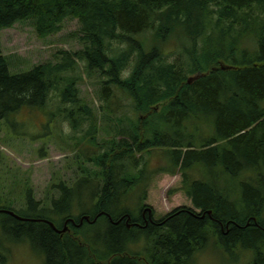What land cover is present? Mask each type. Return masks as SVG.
I'll return each instance as SVG.
<instances>
[{
    "label": "trees",
    "instance_id": "1",
    "mask_svg": "<svg viewBox=\"0 0 264 264\" xmlns=\"http://www.w3.org/2000/svg\"><path fill=\"white\" fill-rule=\"evenodd\" d=\"M25 20L40 38L77 20L83 47L16 71L0 38V125L31 111L49 127L62 114L83 133L81 175H56L49 201L26 183L22 209L0 205V264L14 236L44 264H193L212 241L264 264V0H0V32ZM81 63L101 78L99 111L81 97ZM177 172L194 207L155 218L147 188Z\"/></svg>",
    "mask_w": 264,
    "mask_h": 264
},
{
    "label": "rangeland",
    "instance_id": "2",
    "mask_svg": "<svg viewBox=\"0 0 264 264\" xmlns=\"http://www.w3.org/2000/svg\"><path fill=\"white\" fill-rule=\"evenodd\" d=\"M31 22L30 20L21 21L0 32L3 54L13 63V70L29 69L35 64L53 61L55 52L60 49L78 50L83 47L78 40L77 20L66 21L61 32L46 38H40L36 34ZM176 50H178V43L175 41L165 48V52L171 55L169 58L174 56ZM80 65V71L86 75L83 63ZM100 79L95 74L78 81L81 97L93 100L92 107L97 111L100 109L96 96ZM117 95L120 96L121 93L118 92ZM125 101L122 98V103ZM49 105V112L58 114V108L61 106L56 92L52 93ZM126 106L130 113V106ZM115 113L121 114L120 109H117ZM49 115L41 117L32 114L31 111L22 112L11 117L9 122L0 125V149L3 155L0 158V183L1 187L3 186L0 205L10 201L6 205H11L14 209H22L26 198V194L23 195L26 183L32 188L36 201H49V198L58 195V190L52 187L56 175L69 184L81 175L78 163L74 159V152L78 148L74 150L73 145L78 142L75 136L81 137L83 133L75 131V134L62 114H58L57 117L54 115L49 127H43V122ZM113 122L114 120L110 121L111 124ZM80 148L86 151L83 143ZM43 153H47V156L43 157ZM159 165L157 157L154 156L150 161V167L154 170ZM182 181L181 173H159L153 176L147 188V199L144 203L147 209L152 208L155 218L160 219L177 207H194L189 196L182 190ZM133 213L139 215L138 210ZM0 220H5L1 214ZM99 233L104 234V229L99 228ZM14 237L16 241L12 240L13 243L8 242L6 245L7 264H44L43 256L27 239L22 241L19 236ZM220 246L213 241L210 242L207 249L195 255L193 264H245L251 258V254L244 250L227 251L221 250Z\"/></svg>",
    "mask_w": 264,
    "mask_h": 264
},
{
    "label": "bare ground",
    "instance_id": "3",
    "mask_svg": "<svg viewBox=\"0 0 264 264\" xmlns=\"http://www.w3.org/2000/svg\"><path fill=\"white\" fill-rule=\"evenodd\" d=\"M167 109V108H166ZM188 165V164H187ZM187 184V183H186ZM128 218H131L130 216H128ZM34 220H36V219H34ZM10 232V231H9ZM7 234H8V232H7Z\"/></svg>",
    "mask_w": 264,
    "mask_h": 264
},
{
    "label": "water",
    "instance_id": "4",
    "mask_svg": "<svg viewBox=\"0 0 264 264\" xmlns=\"http://www.w3.org/2000/svg\"><path fill=\"white\" fill-rule=\"evenodd\" d=\"M86 218L88 219V217L86 216ZM64 230V229H63Z\"/></svg>",
    "mask_w": 264,
    "mask_h": 264
}]
</instances>
